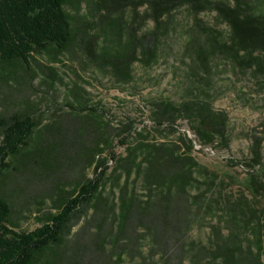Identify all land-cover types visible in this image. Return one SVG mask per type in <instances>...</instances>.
<instances>
[{
	"label": "rangeland",
	"instance_id": "rangeland-1",
	"mask_svg": "<svg viewBox=\"0 0 264 264\" xmlns=\"http://www.w3.org/2000/svg\"><path fill=\"white\" fill-rule=\"evenodd\" d=\"M77 1L67 6L73 15L69 51L36 54L29 66L17 60L0 63V120L31 112L39 124L0 181V194L11 205L12 228L32 231L46 223L106 160L101 195L80 208L64 243L47 251L38 264H216L214 251L233 226L226 207L243 200L259 210L264 263V191L256 193L251 181L261 166L247 165L253 164L251 152L260 141L264 170V68L243 63V52L235 58L211 45L214 35L220 42L231 38L216 9L196 11L187 3L156 23L150 0L114 8L107 18H101L107 11L100 0ZM139 1L146 3L137 7ZM112 23L123 27L111 33ZM119 37L147 48H140L128 66L130 77H119L110 64ZM200 48L208 53L207 67L198 58ZM195 95L226 115V138H218L215 146L200 144L187 119L179 120L177 132L155 123L159 102L179 105ZM180 133L194 140L192 154L217 178L205 190L204 201L169 219L164 228L160 220H150L156 198L149 195L145 176L133 169L127 179L115 158L125 157L127 146L144 136L150 142H178L184 151ZM197 176L207 174L199 170ZM258 182L264 185L262 175ZM127 183L141 207L131 213L123 232L121 199ZM141 208L149 222L139 219ZM240 231L242 251L254 250L253 228Z\"/></svg>",
	"mask_w": 264,
	"mask_h": 264
},
{
	"label": "trees",
	"instance_id": "trees-1",
	"mask_svg": "<svg viewBox=\"0 0 264 264\" xmlns=\"http://www.w3.org/2000/svg\"><path fill=\"white\" fill-rule=\"evenodd\" d=\"M71 1L77 0H0V63L9 64L17 60L29 66L36 54L53 50L58 53L69 51L73 41V15L67 6L72 3ZM100 1L108 12L101 15V18H107L114 8L119 9L127 3L136 4V0ZM145 3L139 1L137 7ZM149 3L153 11L151 18L156 23L171 13L176 6L187 3L196 11L206 8L216 9L219 16L228 24L231 38L230 42H220L214 35L210 39L211 45L215 48L222 47L235 58L243 52V63L264 68V57L260 58V55L264 56V0H259L258 4L254 0H233V2L230 0H150ZM122 27L113 23L108 25L110 32L115 34ZM119 40L115 56L110 64L119 77H130L128 66L137 58L140 48L144 52L147 48L141 41L134 43L131 39L123 43L121 37ZM198 58L204 67L208 66L209 57L204 48L199 49ZM157 106L159 110L155 112L154 120L160 128L170 127L177 132L179 120L187 119L191 122V129L196 134V140L202 145L215 146L218 138H226V115L216 111L201 95L191 96L179 105L162 100ZM84 109L96 111L88 107ZM38 125V121L31 112H14L0 120L2 135L0 181L11 169V159L17 158L22 150L29 146ZM139 133L137 132L138 135L143 136ZM144 138L140 140L137 138V143L131 146L128 142H123L128 145L127 155L115 159L124 169L127 179L131 177L133 169L139 175L145 176V187L150 191L151 198L153 195L156 198L155 209L153 211L150 209L153 213L150 220H160L161 226L165 228L166 223H170L169 219L174 220L173 218L177 215L187 214L193 206L204 201L205 190L215 184L217 174L209 172L207 167L196 160L192 154L195 147L194 140L183 133H180L179 139L185 144L184 151H182L183 146L178 142L156 143L150 142L145 136ZM261 147L262 143L257 141L251 152L253 164H247L249 167L261 166L259 172L251 178L252 187L256 193L264 191V185L258 182L259 176L264 177ZM106 162L101 160L96 165L95 176L83 183L74 196L65 200L55 214L49 215L46 223L32 231L19 232L12 228L11 205L0 194V264H38L47 251L64 243L76 213L81 207L101 195L108 172ZM199 170L207 176L199 179L197 176ZM124 185L120 215L123 232L131 213L141 207L138 204V195L129 190L128 183ZM193 191L196 192L193 193ZM141 210L139 219L149 222L150 220L145 218V209L141 208ZM258 212L259 210L247 200L227 205L226 215L233 226L225 241H222L214 251L217 255L214 256V262L218 261L216 264H264L260 252L263 242V225L260 224ZM248 227L254 230L253 239L256 246H250L254 250L248 248L249 252H243L244 241L241 238L240 228ZM160 228H157V231Z\"/></svg>",
	"mask_w": 264,
	"mask_h": 264
}]
</instances>
